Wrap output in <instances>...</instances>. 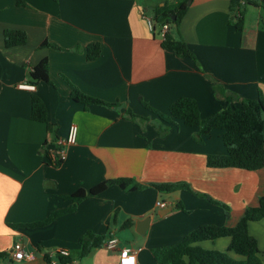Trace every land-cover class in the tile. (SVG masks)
Wrapping results in <instances>:
<instances>
[{
    "label": "crops",
    "instance_id": "1",
    "mask_svg": "<svg viewBox=\"0 0 264 264\" xmlns=\"http://www.w3.org/2000/svg\"><path fill=\"white\" fill-rule=\"evenodd\" d=\"M174 2L0 0V253L7 254L0 264H42L57 249L70 253L71 264H119L118 250L105 242L80 258L79 241L87 234L115 236L119 245L139 249L135 264H155L151 249L177 243L202 224L234 226L246 207L257 206L264 195V166L208 167L207 155L226 153L221 130L199 143L196 128L171 118L161 136L157 127L164 125L143 103L167 114L171 102L191 97L206 118L243 100L264 101V3L190 0L170 33L185 41L193 61L163 49L161 26L151 30L147 24L158 7ZM233 4L242 12L241 31L234 27ZM5 29L25 32V44L6 47ZM95 42L101 52L89 60L86 47ZM41 63L48 66L50 83L30 84L29 72ZM69 83L118 106L76 102ZM214 84L221 90L215 92ZM33 94L45 105L46 122L31 118ZM127 110L143 119H131ZM71 125L75 140L65 143ZM58 150L65 159L55 165ZM116 178L147 187L125 191L111 185L48 225L20 226L68 207L63 196ZM164 183H182L189 190L161 192L150 186ZM158 199H171L175 206L159 208ZM210 199L227 206L228 214ZM145 217L149 224L139 233L135 221ZM126 221L131 224L124 226ZM248 232L264 264V218L249 222ZM16 241L32 259L10 257ZM229 242L220 237L199 245L224 251Z\"/></svg>",
    "mask_w": 264,
    "mask_h": 264
},
{
    "label": "trees",
    "instance_id": "2",
    "mask_svg": "<svg viewBox=\"0 0 264 264\" xmlns=\"http://www.w3.org/2000/svg\"><path fill=\"white\" fill-rule=\"evenodd\" d=\"M188 0H175L168 6L158 7L151 19L154 25L168 24L169 28L161 41L163 49L171 50L176 55L189 57L195 61V57L185 41L179 36L170 33L171 25H178L179 20L187 10ZM237 2L238 0H232ZM264 3V0H261ZM232 17L235 18L234 27L237 31L242 30V12L239 5H232ZM174 26L172 28H174ZM6 47L23 45L26 42V34L20 30L5 29L3 32ZM42 45L54 46L50 43ZM99 43H91L86 47V58L93 60L100 55ZM48 66L41 63L34 66L28 74L29 83L36 85L39 82L50 83ZM69 96L72 100L84 105H106L116 107L118 103H108L98 98L86 95L79 91L73 84L69 83ZM214 91H220L217 84L213 85ZM228 100L230 98H227ZM230 101V100H229ZM143 106L154 114L160 122L166 126L172 123L171 118L180 120L184 125L196 128L194 139L201 143L204 137L209 136L212 130L222 131V142L226 153L223 155L209 154L206 156V165L211 168H239L243 170H257L264 166V101L261 97L257 99L243 100L239 106L229 105L212 113L206 118H201L198 105L191 97H179L171 102L166 113L159 112L147 104ZM128 116L135 120L143 119L131 110H127ZM31 118L35 121L46 122L47 111L43 101L35 94L31 95ZM158 134H165L166 128H160ZM162 129V130H161ZM111 185H117L125 191H134L147 187L135 183L129 178L108 179L98 183L88 190L78 189L71 195L63 196L71 203L68 207L50 212L43 220L33 223L21 224L23 228H36L48 225L56 218L76 210L77 205L88 195H97ZM161 192H171L179 189H188L182 183H164L150 185ZM206 197V195H203ZM213 203L222 206L225 214L228 207L210 199ZM179 208L180 205H176ZM264 218V195L258 198L257 206L246 207L242 216L234 226L202 224L186 233L182 239L173 244L164 245L151 249L155 264H263L259 256L257 240L248 232V224ZM126 221L124 226H129ZM79 241L81 249L78 256L84 257L92 249L100 247L109 237H94L90 234ZM220 237H229L230 242L224 251L205 249L199 245L204 240H213ZM229 252L240 256L233 258ZM6 253H0V258H5Z\"/></svg>",
    "mask_w": 264,
    "mask_h": 264
},
{
    "label": "built area",
    "instance_id": "3",
    "mask_svg": "<svg viewBox=\"0 0 264 264\" xmlns=\"http://www.w3.org/2000/svg\"><path fill=\"white\" fill-rule=\"evenodd\" d=\"M147 24L151 30H154V22L151 18L147 19ZM169 28L168 24L161 25L160 27V37L163 39L164 34ZM76 135V127L71 125L66 137L65 143H73ZM63 143V142H60ZM54 164H58L65 159V153L62 150L56 151L53 155ZM156 206L159 208H165L167 206L174 207L175 203L171 199H158L156 201ZM109 249H117L119 253V264H135L136 263V253L139 249L133 248L129 245H119V240L115 236L109 237L105 243ZM10 257L15 261L30 260L33 257L32 252L26 251L23 244L20 241H16L10 250ZM42 264H71L70 253L66 249H57L48 254L44 258Z\"/></svg>",
    "mask_w": 264,
    "mask_h": 264
},
{
    "label": "water",
    "instance_id": "4",
    "mask_svg": "<svg viewBox=\"0 0 264 264\" xmlns=\"http://www.w3.org/2000/svg\"><path fill=\"white\" fill-rule=\"evenodd\" d=\"M190 3V0L187 1V4ZM150 217H145L143 219H138L135 221L136 231L139 233H143L148 224H149Z\"/></svg>",
    "mask_w": 264,
    "mask_h": 264
},
{
    "label": "rangeland",
    "instance_id": "5",
    "mask_svg": "<svg viewBox=\"0 0 264 264\" xmlns=\"http://www.w3.org/2000/svg\"><path fill=\"white\" fill-rule=\"evenodd\" d=\"M173 26H174V25L172 24V25H171V28H172ZM136 121H138V118H136ZM159 126H160V125H159ZM158 128H159V127H157V131H159ZM160 128H164V130H165L166 127H165V126H161ZM161 130H162V129H161ZM159 135H160V134H159Z\"/></svg>",
    "mask_w": 264,
    "mask_h": 264
}]
</instances>
